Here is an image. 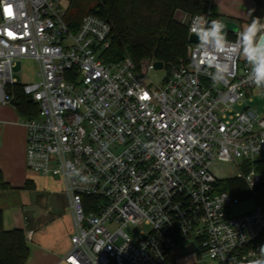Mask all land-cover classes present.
<instances>
[{
  "label": "built area",
  "instance_id": "built-area-1",
  "mask_svg": "<svg viewBox=\"0 0 264 264\" xmlns=\"http://www.w3.org/2000/svg\"><path fill=\"white\" fill-rule=\"evenodd\" d=\"M67 7V0H0V106L13 107L16 86L37 105L23 123L24 165L46 180L58 176L63 187L73 232L62 261L166 264L188 239L214 264L261 258L260 178L242 167L264 156V89L248 79L246 60L215 54L228 70L214 82L199 41L188 42L185 65L154 87L147 74L157 61L104 63L110 23L88 14L71 31ZM196 16L213 20L209 9L187 17L188 36ZM243 27L229 33L230 43ZM23 59L36 62L35 82L13 77ZM253 91L260 110L250 106ZM215 162L238 168L255 207L230 215L240 200L218 190Z\"/></svg>",
  "mask_w": 264,
  "mask_h": 264
},
{
  "label": "trees",
  "instance_id": "trees-1",
  "mask_svg": "<svg viewBox=\"0 0 264 264\" xmlns=\"http://www.w3.org/2000/svg\"><path fill=\"white\" fill-rule=\"evenodd\" d=\"M208 9L212 19H217L218 14L211 0H70L64 21L71 31H75L81 19L88 14L110 23V44L101 55L104 63H115L129 57L138 66L140 62L152 59L162 62L169 70L186 63L188 30L175 20V16L200 15ZM256 17L264 19V0H253L247 23ZM227 36L231 37L229 33ZM13 95L12 104L17 115L24 119L36 116L37 105L22 94L19 86L13 88ZM250 169L259 175L254 195L257 203L264 207V157L252 163L244 162L243 172ZM217 187L240 201L252 197L241 178L218 180ZM8 189L0 172V192ZM258 243L264 245V233ZM201 252L202 248L199 249ZM28 256L23 231L4 230L3 212L0 209V264H25Z\"/></svg>",
  "mask_w": 264,
  "mask_h": 264
},
{
  "label": "crops",
  "instance_id": "crops-1",
  "mask_svg": "<svg viewBox=\"0 0 264 264\" xmlns=\"http://www.w3.org/2000/svg\"><path fill=\"white\" fill-rule=\"evenodd\" d=\"M221 3L222 0H211L218 14L217 19L223 16L230 21L243 22L242 26L248 24L253 0H236L235 8L231 10L223 7ZM252 98L250 106L260 110L256 91L252 92ZM10 114L8 107L0 106V172L9 186L8 190L0 192L3 229L23 231L29 250L25 264H65L62 259L70 248L71 232V214L66 196H60L63 206L60 210L42 212L29 209L30 215L26 208L10 207L6 201L9 198V190L27 186L32 182L31 175L24 167L25 129L23 124L22 128H14L9 121ZM66 208L68 213L64 212Z\"/></svg>",
  "mask_w": 264,
  "mask_h": 264
},
{
  "label": "rangeland",
  "instance_id": "rangeland-1",
  "mask_svg": "<svg viewBox=\"0 0 264 264\" xmlns=\"http://www.w3.org/2000/svg\"><path fill=\"white\" fill-rule=\"evenodd\" d=\"M70 1V0H69ZM68 1V3H69ZM236 0H222V6L226 9H234ZM227 19L223 16L219 20ZM175 20L180 24H184L187 21V17L180 14L175 16ZM240 28L243 22L235 21ZM243 57V56H241ZM37 70V64L34 60L23 59L16 62L12 67V75L19 83H32L37 80L35 75ZM168 70L163 68L156 71H150L147 74V80L150 81L151 86L160 87L162 86L164 78L167 76ZM258 107L261 109V101L257 99ZM11 110L9 121L14 128H22V124L25 119L15 113L12 106H6ZM262 155L256 157V160L261 159ZM240 162V159H237ZM25 167V165H24ZM26 169V167H25ZM32 177V182L27 186L16 187L9 190L8 204L10 207H24L28 213L29 209L36 211H52L53 209L60 210L63 208L60 196L64 194L62 185L59 182V177H53L52 179H43L39 175L35 174L26 169ZM211 171L215 177L219 180L235 177L239 174V170L233 164L226 162H215ZM11 192V193H10ZM255 207V201L253 199H247L240 201L237 205H234L230 209V215H239L247 212ZM68 213V210L64 211ZM30 215V211L28 213ZM114 227H110L113 229ZM142 230L147 231L149 228L142 226ZM71 233L73 232L71 222ZM140 230V228H137ZM70 242V241H69ZM199 243L196 240L188 239L184 242L179 243L170 253V260L167 264H214L207 254L204 252L199 253Z\"/></svg>",
  "mask_w": 264,
  "mask_h": 264
},
{
  "label": "clouds",
  "instance_id": "clouds-1",
  "mask_svg": "<svg viewBox=\"0 0 264 264\" xmlns=\"http://www.w3.org/2000/svg\"><path fill=\"white\" fill-rule=\"evenodd\" d=\"M190 30L198 37L199 50L205 53L204 62L209 67H215V72L211 74L214 82L223 80L228 70L217 62L215 54H239L250 66L248 79L257 88L264 89V22L260 17L252 19L238 31L234 43L229 42L227 26L219 19L208 21L204 16H196ZM81 180L88 182V177H81ZM249 264H264V245L261 246V258Z\"/></svg>",
  "mask_w": 264,
  "mask_h": 264
},
{
  "label": "water",
  "instance_id": "water-1",
  "mask_svg": "<svg viewBox=\"0 0 264 264\" xmlns=\"http://www.w3.org/2000/svg\"><path fill=\"white\" fill-rule=\"evenodd\" d=\"M221 21H223L226 24V26H227V34L237 31L238 26H237V24L234 21H230L228 19H224V20H221ZM188 42L189 43H198V37L196 35H194V34H190L188 36ZM153 65H154V68L156 70H159V69L162 68V62H160V61L154 62Z\"/></svg>",
  "mask_w": 264,
  "mask_h": 264
},
{
  "label": "snow or ice",
  "instance_id": "snow-or-ice-1",
  "mask_svg": "<svg viewBox=\"0 0 264 264\" xmlns=\"http://www.w3.org/2000/svg\"><path fill=\"white\" fill-rule=\"evenodd\" d=\"M8 11H9V14H11V11H10V9H9ZM143 98H145V99H146V98H147V96L145 95Z\"/></svg>",
  "mask_w": 264,
  "mask_h": 264
}]
</instances>
